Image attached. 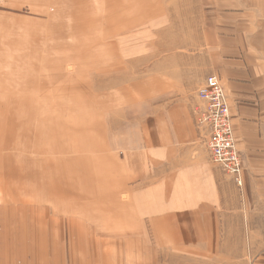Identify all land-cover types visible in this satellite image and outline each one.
I'll list each match as a JSON object with an SVG mask.
<instances>
[{
  "label": "crops",
  "instance_id": "obj_1",
  "mask_svg": "<svg viewBox=\"0 0 264 264\" xmlns=\"http://www.w3.org/2000/svg\"><path fill=\"white\" fill-rule=\"evenodd\" d=\"M152 1V13L136 25L133 40L154 50L119 52L123 65L116 83L96 87L107 91L103 148L77 154L90 155L95 165L88 164L91 184L83 186V164H76L68 189L73 207L59 212L63 229L92 238L90 264H264V0ZM119 43L129 39L122 36ZM130 60L138 61L132 78L130 66L125 68ZM211 74L228 102L241 187L212 162L208 129L196 122L197 89ZM16 134L2 140L11 144L0 150V189L10 190L0 202L33 204V197L20 199L11 190L22 185L20 174L11 173L18 167L19 157L12 155ZM61 150L56 153L67 152ZM39 167L31 169L43 173L44 165ZM2 217L0 264H15L18 255L21 264H51L45 246L37 252L34 244L48 230L35 229L33 217L21 218L27 222L24 239L12 245L17 216ZM105 252L112 253L107 261Z\"/></svg>",
  "mask_w": 264,
  "mask_h": 264
},
{
  "label": "rangeland",
  "instance_id": "obj_2",
  "mask_svg": "<svg viewBox=\"0 0 264 264\" xmlns=\"http://www.w3.org/2000/svg\"><path fill=\"white\" fill-rule=\"evenodd\" d=\"M153 4L152 0H0V107L4 106L0 108V150L10 147V139L2 140L6 136L13 138L17 129V151L12 150V155L19 157L18 167L11 173L20 174L22 185L11 189L12 194L15 191L20 199L35 200L33 204L1 201L0 213L4 219L17 216L14 227L18 235L12 245L17 237L23 242L22 229L27 222L21 218L33 217L35 229L48 230L46 235H36L34 244L37 252L45 246L43 254L51 264H74V260L76 264H90L92 238L70 234L72 228L63 229L59 212L73 207V189L71 193L68 189L74 186L77 163L83 164L82 185L91 184L87 167L95 165V160L86 154L77 158V154L103 148L99 142L103 140L107 91L102 93L97 88L96 92V87L116 83L123 65L119 52L154 50L153 44L133 40L138 39L133 37L140 29L136 25L152 13L148 9ZM122 36L129 39L127 45L119 43ZM160 46L169 50L166 48L170 45ZM129 62L125 68L130 66L128 77L132 78L137 75L138 61ZM123 76H119L120 81L125 79ZM113 90L111 87L109 94ZM59 143L64 146L59 147ZM72 147L75 151H71ZM61 148L67 152L56 153ZM6 152L10 150L2 151L3 156ZM43 165V173L31 169ZM8 176L3 173L2 178L7 180ZM0 190V197H4V191L10 189L5 185ZM5 206L23 208L7 211ZM65 220L68 225V218ZM85 223L88 225V221ZM59 229L65 234L57 232ZM107 254L104 253L105 261ZM97 255L99 262L101 256ZM108 255L109 260L112 253ZM22 261L19 255L13 259L15 264Z\"/></svg>",
  "mask_w": 264,
  "mask_h": 264
},
{
  "label": "built area",
  "instance_id": "obj_3",
  "mask_svg": "<svg viewBox=\"0 0 264 264\" xmlns=\"http://www.w3.org/2000/svg\"><path fill=\"white\" fill-rule=\"evenodd\" d=\"M200 103L194 107L196 122L207 127L211 160L242 185L241 159L236 147L228 102L216 75H208L197 89Z\"/></svg>",
  "mask_w": 264,
  "mask_h": 264
},
{
  "label": "bare ground",
  "instance_id": "obj_4",
  "mask_svg": "<svg viewBox=\"0 0 264 264\" xmlns=\"http://www.w3.org/2000/svg\"><path fill=\"white\" fill-rule=\"evenodd\" d=\"M4 31V30H3ZM204 126V125H203ZM62 209H64V208H62ZM57 235V234H56ZM19 237H17V240H16V245H22V241H21V239H18ZM73 250V249H72ZM72 252V251H71ZM55 258H57V260L58 259H60V257L59 256H57L56 254H55ZM67 260H69L70 261V259H67ZM72 260H74V259H72ZM76 261L74 260L73 261V263H75ZM55 263H56V261H55ZM70 264V263H69Z\"/></svg>",
  "mask_w": 264,
  "mask_h": 264
}]
</instances>
